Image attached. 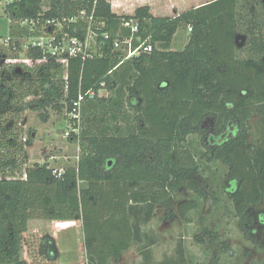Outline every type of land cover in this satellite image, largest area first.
Returning a JSON list of instances; mask_svg holds the SVG:
<instances>
[{
  "label": "trees",
  "instance_id": "16d2710c",
  "mask_svg": "<svg viewBox=\"0 0 264 264\" xmlns=\"http://www.w3.org/2000/svg\"><path fill=\"white\" fill-rule=\"evenodd\" d=\"M81 11L94 12L89 25L94 36L84 55L69 59L67 81L52 61L8 69L0 53V264H26L23 235L33 220L82 222L87 264H111L142 239L135 221L139 207L153 210L181 189L207 198L197 183L201 167L188 138L205 132L209 117L219 131L230 122L240 127L212 161L229 165L227 176L240 182L234 211L239 222L251 223L247 210L264 200V139L255 149L249 144L250 121L264 109V0H216L164 18L153 16L148 6L133 17L118 16L107 0H15L6 8L10 44L19 48L23 38L37 35L22 20L63 21ZM130 20L153 50L123 61L113 41L129 36L123 24ZM77 24L88 25L80 19ZM187 28L188 44L174 51L178 30ZM240 29L250 36L247 60L237 55ZM76 36L85 40L83 31ZM26 56L41 59L42 52L30 49ZM102 89L108 97L98 96ZM90 91L95 96L83 103L79 135L70 138L79 143L77 165L61 174L47 164L23 173L18 131L23 111L71 110L79 94ZM29 97L38 98L25 104ZM196 208L195 201L177 207L181 218ZM49 243L53 259L57 252L53 240Z\"/></svg>",
  "mask_w": 264,
  "mask_h": 264
},
{
  "label": "rangeland",
  "instance_id": "374dc122",
  "mask_svg": "<svg viewBox=\"0 0 264 264\" xmlns=\"http://www.w3.org/2000/svg\"><path fill=\"white\" fill-rule=\"evenodd\" d=\"M144 1L151 3L160 16H172L175 9L186 12L204 0ZM46 3L47 1L43 5L44 10L48 8ZM258 10L261 11L262 8ZM9 22L8 15H4L3 10H0V53L12 57L15 54L9 50L6 43ZM240 30L237 33V55L240 60H247L250 58V36L245 29ZM190 35V28L178 30L172 49L183 51ZM91 45L92 42L89 48ZM16 56L18 60H27L25 54L17 53ZM3 65L4 68H10L4 63ZM109 94V91H102L101 96L108 97ZM67 109L64 108L60 113L53 109L32 111L28 108L23 111V119L19 120L18 125L21 127L18 131L22 130L20 158L23 173L35 165L47 164L60 172L77 165L79 143L66 137L70 126L74 127ZM249 125V144L257 146L258 142L264 139V109L253 115ZM202 141L199 134H192L188 138L189 148L201 167L200 183L208 186L205 189L207 198L199 199L196 193L181 189L170 201L159 204L153 210L147 206L139 207L142 211L135 221L140 222L142 239L124 253V257L114 260L111 264H215L214 253L219 250L222 242L228 244L229 250L235 256L231 258L222 254L219 258L220 264H264V235L254 241L251 231H246L240 226L232 201L225 193L229 166L221 162L208 163L205 157L207 149ZM21 176L18 178H24ZM210 200L211 209L206 214L205 209ZM194 201L197 208L188 213L186 218H181L177 207L182 203ZM252 213L264 215V200L252 208ZM49 224V221L42 220L29 222L28 232L23 235L21 259L27 262L26 264H64L67 261L87 264L82 222H59L52 226ZM49 240H53L56 252L60 249L63 254L61 258L56 256L54 261L49 258Z\"/></svg>",
  "mask_w": 264,
  "mask_h": 264
},
{
  "label": "built area",
  "instance_id": "2783aa9c",
  "mask_svg": "<svg viewBox=\"0 0 264 264\" xmlns=\"http://www.w3.org/2000/svg\"><path fill=\"white\" fill-rule=\"evenodd\" d=\"M14 1L15 0H0V10H3L4 15H7V6ZM94 18V12L88 15L86 11H81L79 16L64 18L63 21L60 19H49L40 24L36 19L22 20L21 26L27 27L30 32H35L37 35L23 38L21 40L22 45L19 48L15 44H10L11 38L8 35L6 43L9 50L15 55L8 57L4 53L5 55L2 58V62L10 68L28 67L33 69L52 61L61 68L63 80L67 81L69 59L84 55L92 42L94 34L89 25L94 21ZM79 19L85 21L88 25L85 28H79L77 24ZM123 28L129 30V36L116 38L113 41V49L122 53L123 61L151 54L153 47L149 43V39L142 40L139 24L137 22L133 20L127 21L123 24ZM70 31H72L75 36H72ZM81 31L85 33V40H79L76 36ZM104 38L108 39L109 35L104 34ZM30 49L40 50L42 52V58L32 59L27 57L26 54ZM17 53L21 55L25 54L27 60H18L19 58L16 56ZM102 87H104V84H102ZM102 91L107 90H100L98 96L102 97ZM94 96L95 93L93 91L87 94H79L77 100L73 102L71 110L67 109V112L74 120V127L70 126L69 131L66 132L67 138H71L73 134L79 135L77 133L79 132L81 124L83 103L87 97L93 98ZM37 98L38 97H29L25 100V103ZM55 173L61 174L62 172L55 170ZM23 177V179H25L26 175L24 174Z\"/></svg>",
  "mask_w": 264,
  "mask_h": 264
},
{
  "label": "flooded vegetation",
  "instance_id": "af4514ba",
  "mask_svg": "<svg viewBox=\"0 0 264 264\" xmlns=\"http://www.w3.org/2000/svg\"><path fill=\"white\" fill-rule=\"evenodd\" d=\"M239 43V42H238ZM264 61V58H263ZM203 128L205 132L200 133L199 135L202 136V140H204L206 146V155L208 163H217L221 162L225 164L223 161H212L213 155L216 150H218L221 146H223L225 143H228L229 141H232L234 138L237 137V133L240 132V127L233 126V123H228V126H230L229 129L225 128L221 131H219V123H214V117L207 118L203 123ZM250 147L255 149V145H250ZM196 161V160H195ZM197 162V161H196ZM229 166V165H228ZM230 168V167H229ZM229 171V170H228ZM227 182H226V188L225 193L228 195L230 200L232 201L233 196L236 194V192L239 190L240 182L236 178H229L227 175ZM201 178L197 179V183L202 189H206L208 186L201 185ZM212 205V201L210 200ZM208 202V203H209ZM207 203V205H208ZM233 204V202H232ZM259 205V204H258ZM257 205L251 206L247 210V214L250 218H252L251 223H241L240 226L246 230L251 231V237L255 241L256 238L260 237L261 235H264V215L263 214H257L253 215L252 208ZM207 209V207H206ZM205 209V211H206ZM211 209V208H210ZM234 209V206H233ZM264 242V240H263ZM256 243V242H255ZM222 254H226L229 257H234L235 254L229 250V246L227 243L222 242L221 246L219 247V250L214 253V260L215 264H220L219 258Z\"/></svg>",
  "mask_w": 264,
  "mask_h": 264
},
{
  "label": "crops",
  "instance_id": "0c3cea01",
  "mask_svg": "<svg viewBox=\"0 0 264 264\" xmlns=\"http://www.w3.org/2000/svg\"><path fill=\"white\" fill-rule=\"evenodd\" d=\"M107 1L111 4L112 12L114 14L118 15V16H130V17H133V16H135L136 11H137L138 8L145 7V6L150 7L151 14L153 16L159 17V18L175 17V16H178L181 13H183V12H180L179 10L175 9L174 10V14L172 16H163V15L160 16L159 12L155 11L156 10L155 7L151 3H144L145 2L144 0H107ZM213 1H216V0H204L201 3L198 2L197 4H195V6L193 8L201 7L203 5L211 3ZM193 8H191V9H193ZM49 222H50V224H49L50 226H52V224L59 223V222H51V221H49ZM128 251H126L124 253H127ZM57 253L58 254H56V256L61 258L62 257L61 255H63V254L60 251V249H58ZM124 253L122 254L121 257H124V255H125ZM64 264H76V262L75 261H67Z\"/></svg>",
  "mask_w": 264,
  "mask_h": 264
},
{
  "label": "water",
  "instance_id": "95a60500",
  "mask_svg": "<svg viewBox=\"0 0 264 264\" xmlns=\"http://www.w3.org/2000/svg\"><path fill=\"white\" fill-rule=\"evenodd\" d=\"M236 41H237V44H239L238 43V41H239V38L238 37H236ZM33 137H34V135H33ZM210 208H211V202H209L208 205H207V209L205 211L206 214H208L210 212Z\"/></svg>",
  "mask_w": 264,
  "mask_h": 264
}]
</instances>
